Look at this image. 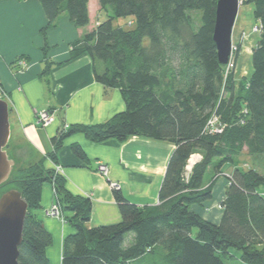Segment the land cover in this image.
<instances>
[{"label": "trees", "instance_id": "trees-1", "mask_svg": "<svg viewBox=\"0 0 264 264\" xmlns=\"http://www.w3.org/2000/svg\"><path fill=\"white\" fill-rule=\"evenodd\" d=\"M39 1L47 28L61 15L78 29L90 24V0ZM98 2L108 19L71 46L70 58L88 55L96 81L119 89L126 110L101 124H63L48 157L55 161L64 139L76 133L95 143L144 137L175 148L158 203L141 207L115 189L122 220L100 227H87L91 199L73 195L43 160L19 169L17 176L13 171L3 188L18 189L30 208L19 264H51L46 250L54 240L35 212L46 182L55 185L76 230L65 238L63 264H264V173L238 164L246 151L264 167V0H248L261 37L252 52L253 72L239 86L233 72L225 78L214 42L219 0ZM128 17L134 28L114 25ZM235 55L238 59L239 52ZM47 64L45 73L53 65ZM213 117L216 131L209 127ZM71 148L86 161L79 144ZM196 155L200 159L191 164ZM225 165L233 166L230 174ZM209 169L213 175L206 183ZM221 179L226 180L223 214L214 223L201 210L214 199Z\"/></svg>", "mask_w": 264, "mask_h": 264}, {"label": "crops", "instance_id": "crops-1", "mask_svg": "<svg viewBox=\"0 0 264 264\" xmlns=\"http://www.w3.org/2000/svg\"><path fill=\"white\" fill-rule=\"evenodd\" d=\"M102 11L99 2L90 0L91 21L87 27L78 29L71 19L61 15L55 25L47 28L49 20L39 0L0 1V86L11 110L9 145L14 156L9 154L10 158L19 169L42 160L46 169H60L67 189L92 201L87 227L121 222L112 182L119 183L131 203L141 207L158 203L166 167L175 148L167 142L144 137L95 143L76 133L64 139L55 161L48 157L63 124H101L126 110L119 89L106 88L96 81L94 63L88 55L70 58L71 46L102 23ZM20 58L29 64L23 72L15 65ZM49 62L53 65L45 73ZM43 110L55 113L57 120L49 127L36 126V115ZM74 143L84 150L86 161L72 151ZM99 162L109 165V180L97 172ZM225 186L220 194L215 187L214 199L204 205L203 209L211 208L203 214L206 220L220 222L223 211L214 207L223 200ZM41 196L40 208L35 212L54 240L46 250L47 256L51 264H63L65 238L76 230L67 220L45 216V210L55 203L53 185L44 183ZM67 215L70 213H64L65 218Z\"/></svg>", "mask_w": 264, "mask_h": 264}, {"label": "water", "instance_id": "water-1", "mask_svg": "<svg viewBox=\"0 0 264 264\" xmlns=\"http://www.w3.org/2000/svg\"><path fill=\"white\" fill-rule=\"evenodd\" d=\"M240 6V0H219L217 5L213 34L222 65L227 64L231 57L232 32ZM10 112L8 101L0 98V190L10 180L16 166L7 153L12 135ZM29 210L18 189L11 187L0 193V264H19V249L24 242L23 229Z\"/></svg>", "mask_w": 264, "mask_h": 264}, {"label": "rangeland", "instance_id": "rangeland-1", "mask_svg": "<svg viewBox=\"0 0 264 264\" xmlns=\"http://www.w3.org/2000/svg\"><path fill=\"white\" fill-rule=\"evenodd\" d=\"M98 2V0H96ZM241 6H240V13L238 15V18L236 20V24L233 29V35H232V44H233V50L230 54V60L226 66V73H225V78L227 74L234 73V77L236 78V84L239 86V84L244 80L248 79L250 74L253 72V66H252V52L254 48L257 47L258 41L261 37V24L254 19V6H251V4L248 3V0H240ZM101 19L102 21L108 19L107 13L105 11H102L101 14ZM134 19L131 17L124 18V19H116L114 22L115 26H121V27H126V28H134L132 25V22ZM239 52V58L237 59L236 53ZM19 60V59H18ZM15 62V65L18 64L19 61ZM235 66V67H233ZM3 96V95H2ZM12 146L9 145L7 148L8 154H11L13 157V151H12ZM197 157H195L192 161L191 164H195L197 161ZM238 164L242 165L244 168L248 169L251 168L252 166H255L260 172L264 173V167L261 165H256L254 164V161L252 157L247 154V152H243L242 155L240 156V159L238 160ZM19 168L14 169V175L17 173ZM225 175L230 174L233 171V166L231 165H225L223 168ZM99 173V172H98ZM13 175V176H14ZM213 175V170L209 169L206 176H205V182L208 183L210 181ZM17 176V175H15ZM223 183H220L217 185V194H220L223 192V185H226V180H221ZM117 183V182H116ZM119 185V183H117ZM11 187L7 186L4 187L0 190L1 192H4L6 190H9ZM264 190V189H262ZM217 197H220L217 195ZM221 203H218L214 208H217V210L221 211ZM210 208V207H209ZM203 209V208H202ZM211 210V208H210ZM209 209L204 208L203 209V214L208 213L210 211ZM223 211V210H222ZM196 232V230H194Z\"/></svg>", "mask_w": 264, "mask_h": 264}, {"label": "built area", "instance_id": "built-area-1", "mask_svg": "<svg viewBox=\"0 0 264 264\" xmlns=\"http://www.w3.org/2000/svg\"><path fill=\"white\" fill-rule=\"evenodd\" d=\"M18 61L19 62H18L17 65L19 67V71L23 72V71L27 70V68L29 67L28 61L25 60V59H19ZM226 66H228V65H226ZM233 67H235V66H233ZM2 95H3V89L0 86V98L3 99ZM35 120H36V126H38V127H49L57 119H56L55 113L53 111L43 110V111H40V113H38L36 115V119ZM209 123H210L209 127H211L212 130L216 131L217 130V124H218L217 117H213L212 120ZM64 126H65V128L68 127L67 124H65ZM196 157H197V159H200V156L196 155ZM56 172L59 174L60 169H57ZM97 172H99L103 177L108 178V180H109V177H110L109 165H107L104 162H99L98 166H97ZM112 186H113L114 189L120 190V185H118L117 183L112 182ZM53 190H54V196L56 197L55 203L50 205L45 210V216L49 217V218H59V219H61L62 221L65 222L66 218L64 217L63 206H61L60 202L57 199L55 185H53Z\"/></svg>", "mask_w": 264, "mask_h": 264}]
</instances>
